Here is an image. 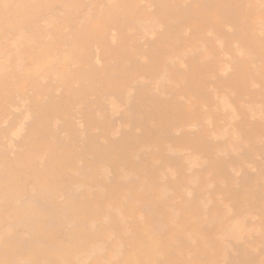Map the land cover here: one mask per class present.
Segmentation results:
<instances>
[{"label": "rangeland", "instance_id": "1", "mask_svg": "<svg viewBox=\"0 0 264 264\" xmlns=\"http://www.w3.org/2000/svg\"><path fill=\"white\" fill-rule=\"evenodd\" d=\"M0 264H264V0H0Z\"/></svg>", "mask_w": 264, "mask_h": 264}]
</instances>
